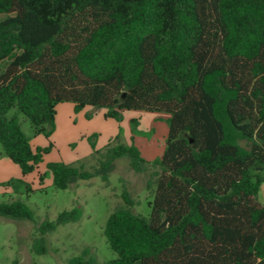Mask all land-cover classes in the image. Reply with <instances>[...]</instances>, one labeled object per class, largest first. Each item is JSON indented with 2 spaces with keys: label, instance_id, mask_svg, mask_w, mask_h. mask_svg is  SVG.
I'll return each instance as SVG.
<instances>
[{
  "label": "trees",
  "instance_id": "trees-1",
  "mask_svg": "<svg viewBox=\"0 0 264 264\" xmlns=\"http://www.w3.org/2000/svg\"><path fill=\"white\" fill-rule=\"evenodd\" d=\"M0 14L1 155L23 178L2 188L32 192L24 178L54 149L59 104L104 109L116 122L124 112L168 116L153 162L133 139H115L93 151L89 171L45 165L58 191L95 177L107 183L122 158L148 171L149 215L133 213L123 188L106 220L116 257L99 263L84 248L67 264H264V0H0ZM38 136L48 145L33 149ZM81 214L72 208L38 223L23 202H0L1 218L36 225V255L47 253L48 233Z\"/></svg>",
  "mask_w": 264,
  "mask_h": 264
},
{
  "label": "rangeland",
  "instance_id": "rangeland-1",
  "mask_svg": "<svg viewBox=\"0 0 264 264\" xmlns=\"http://www.w3.org/2000/svg\"><path fill=\"white\" fill-rule=\"evenodd\" d=\"M6 17L0 14L2 21ZM63 108H60L56 120L55 134L51 136L55 148L44 157L37 171L24 180L32 192L26 193L24 186L19 194L9 189L0 194V202H23L33 212L34 220L38 223L43 220L54 221L59 213L72 208L82 210L81 218L77 223L58 226L55 231L48 233L47 253L36 255L31 251L36 225L26 220L0 217V264H67L70 257L79 254L84 248H88L99 263H104L116 257L106 243L103 229L110 213L122 203V189L126 188L136 202L133 213L145 217L150 213L147 203L152 201L153 195L146 190L148 171L135 173L127 158L114 162L107 183L95 177L88 181H78L64 191L52 187V178L45 165L55 162L72 165L84 163L85 169L89 171L97 165L93 151H103L108 144L115 143V139L124 145H130L133 139L141 157L147 162H153L162 155L165 148L168 116L161 113L125 112L121 120L116 122L104 117V109L87 108L76 115L74 112L62 113ZM20 121L22 131L31 136L30 123L23 117ZM31 143L34 147L48 145L43 136L32 137ZM90 144L94 145V149ZM1 154L0 147V156H3ZM39 174L43 175V185L39 182ZM257 202L264 203V182Z\"/></svg>",
  "mask_w": 264,
  "mask_h": 264
},
{
  "label": "crops",
  "instance_id": "crops-1",
  "mask_svg": "<svg viewBox=\"0 0 264 264\" xmlns=\"http://www.w3.org/2000/svg\"><path fill=\"white\" fill-rule=\"evenodd\" d=\"M0 21H2V18H0ZM67 104V105H66ZM65 105V106H64ZM69 105V106H68ZM71 105V106H70ZM61 107H65L61 110L62 113H67L69 114L70 112H74V106L71 103H63V104H59L56 107V117H55V130L56 131V120L58 118L59 115V111ZM90 108V107H86L85 109ZM85 109H83L82 111H84ZM80 111V112H82ZM80 112L75 113L76 115H78ZM125 113V112H124ZM55 134V132L53 133V135ZM39 137V136H38ZM51 140V138H50ZM30 145L33 149H35L36 147H34L30 141ZM39 147V146H38ZM55 148V145H54ZM53 150V149H52ZM14 164L7 159L6 157L0 156V194L4 193L5 191L9 190V189H4L1 187L2 184L10 181V180H19V179H23L20 173L19 168L14 165ZM17 167V168H16ZM24 180H26V177L24 178ZM11 191V190H10Z\"/></svg>",
  "mask_w": 264,
  "mask_h": 264
}]
</instances>
